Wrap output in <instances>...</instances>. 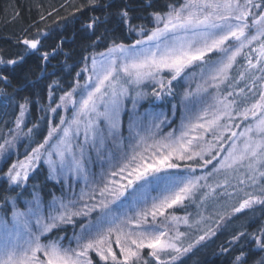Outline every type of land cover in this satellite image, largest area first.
Wrapping results in <instances>:
<instances>
[{
  "label": "snow or ice",
  "instance_id": "snow-or-ice-1",
  "mask_svg": "<svg viewBox=\"0 0 264 264\" xmlns=\"http://www.w3.org/2000/svg\"><path fill=\"white\" fill-rule=\"evenodd\" d=\"M253 8L260 11L253 15ZM150 15L153 26L146 28L133 24L128 10H121L120 22L140 38L130 45L116 44L107 54L101 53L103 59H93L92 75L80 89L79 99L74 98L77 88H73L51 109L67 110L71 105L72 118L62 117L61 126L50 128L43 142L9 169L8 181L19 187L43 157L48 179L61 186V194H53L45 203L34 191L26 210L14 207L11 222L0 217V264H149L145 250L154 264H174L216 233L209 228L184 246L188 233L179 226L191 227L189 217L170 210L188 203L205 207L220 195L231 198L234 193H217V189H226L227 176L241 169H246V179L239 178L238 183L249 187L259 183L262 195L245 192L232 212L264 204V92L250 106H243L233 98V91L221 90L237 82L231 76L237 57L256 41H261L252 48L256 62L248 58L239 80L258 65L264 72V3L182 0ZM22 43L37 50L40 41ZM24 58H0V64L18 65ZM43 58L47 60V53ZM0 79L7 81L2 74ZM255 79L259 77L253 75V84ZM149 82L156 86L151 96L170 107L134 113L125 137L122 98L129 94V85L139 88ZM244 92L241 87L236 95ZM145 95L136 93L141 99ZM25 111L26 105H20L17 129ZM246 121L242 131L232 130ZM15 139L0 143V158L11 155ZM197 168L208 170L197 175ZM221 173L223 182H210ZM217 215L219 224L224 215ZM241 237L248 239L241 231L229 243L240 242ZM250 240L264 252V229ZM233 264H248L242 246ZM257 264H264V259Z\"/></svg>",
  "mask_w": 264,
  "mask_h": 264
},
{
  "label": "trees",
  "instance_id": "trees-1",
  "mask_svg": "<svg viewBox=\"0 0 264 264\" xmlns=\"http://www.w3.org/2000/svg\"><path fill=\"white\" fill-rule=\"evenodd\" d=\"M257 1L264 2L255 0ZM181 2L182 0H0V58L7 61L19 59L21 55L25 57L18 65L0 64V74L7 77V81L0 79V143L16 136L9 150L11 155L6 153L4 158H0V216L9 219L12 214L11 207L14 205L11 206L10 202L14 201L15 208L22 209V200H28L34 191L41 195L45 203L53 194L60 196L58 185L48 179L43 157L29 173L28 180L19 187L8 181L7 173L13 164L24 161L31 149L43 142L50 128L61 126L62 117L68 120L71 105L67 110L61 107L52 112L51 109L60 103L61 96L73 88H77L74 98L79 94L88 79V60L116 44L130 45L137 39L136 32H129L127 26L120 22L121 10H128L133 24L151 28V13L166 11L169 5H178ZM252 12H256V8ZM90 24L92 27H89ZM24 39L39 40L37 50L28 49L22 43ZM260 42H254L237 57V63L231 72L237 82L222 86L221 89L225 94L233 91V98L242 101L243 106H250L259 98V93L264 92V72L259 71V65L256 69L245 72L244 80H239L238 75L248 68V58L256 62L257 53L252 48L258 47ZM44 53H47V60L43 58ZM253 75L259 77L254 84ZM153 87L146 84L139 89L147 93L141 109L150 107L154 110H167L170 107L167 103L156 101L151 96ZM241 87L245 92L236 95ZM20 105H26V111L21 128L17 129ZM128 113L129 111H125L123 114V133L126 130ZM247 123L243 122L239 128L234 127L232 130L242 131ZM30 128L33 129L31 134L28 133ZM211 167L212 165H208V169ZM208 169L197 168L196 174H204ZM231 178L232 174L227 176L226 189H217V193L225 190L234 193L231 198L220 195L215 202L211 199L207 201L205 207L198 208L186 202L187 207L172 210L178 216L188 215L192 225L179 226L180 231L188 233L183 238L184 246L194 243L209 228L216 233L180 256L174 264H233L241 246L248 264H257L264 259V252L257 250L250 240L252 234L264 228V204H254L240 213L232 212V206H238L242 202L245 192L257 196L262 194L250 191L253 187L240 185L238 179L233 181ZM224 180L225 175L221 173L210 182L215 184ZM217 213L224 215L219 224L217 221L220 217ZM241 231L246 233L248 239L241 237L240 242L230 244L232 237ZM67 234L71 235L70 226ZM144 256L149 264H154L148 252Z\"/></svg>",
  "mask_w": 264,
  "mask_h": 264
},
{
  "label": "rangeland",
  "instance_id": "rangeland-1",
  "mask_svg": "<svg viewBox=\"0 0 264 264\" xmlns=\"http://www.w3.org/2000/svg\"><path fill=\"white\" fill-rule=\"evenodd\" d=\"M259 1H257L256 3H258ZM264 3V2H263ZM253 10V9H252ZM260 11V9L259 10H257L256 9V12H253V15H255L256 13H258ZM250 19H251V17H250ZM136 34V38L138 39V38H140L139 37V35L137 34V32L135 33ZM134 43V42H133ZM132 43V44H133ZM125 45H129V44H125ZM112 48V47H111ZM101 53H105V54H107L108 53V49L107 50H104L103 52H101ZM101 53H98V54H96V55H93L89 60H88V65H87V71L86 72H88V76H87V78L90 76V75H92V71H91V69H92V61H93V59H96L97 61H99V60H101V59H103V57L101 56ZM87 82V81H86ZM148 85V86H154V87H156L153 83H145V84H142V85H140L139 86V88H137V86H135V85H129L128 87H129V89H130V91H129V94L126 96V97H124V98H122V111H121V115H120V119H121V122H122V126H123V114L125 113V111H129V113H128V116H127V123H126V126H125V133H124V136L125 137H127L128 136V131H127V129H128V123H129V118L131 117V116H133V114L134 113H143L145 110H149V111H151V110H154V109H152V108H150V107H146V108H144V110H142L141 109V106H142V104L144 103V101L146 100V95L144 96V98L143 99H141V98H139V97H137L136 96V93H137V91H139V89H141L142 88V86H144V85ZM193 87H195V84H193L192 85ZM132 92H133V95H132ZM140 92H142V91H140ZM143 93H145V92H143ZM132 95V96H131ZM75 99H79V94L78 95H76L75 96ZM134 100H135V102H136V108L134 109ZM127 103H129V104H127ZM72 114H73V110H71V113H70V116H69V118H68V120H70L71 118H72ZM179 124V119H177L176 120V125H178ZM176 125H173L174 127L176 126ZM168 129H165V131H167ZM16 137V136H15ZM80 140L81 141H83V132H82V130H81V136H80ZM222 155V154H221ZM42 160H43V163H44V168H46L47 169V172H48V166H47V164L44 162V158H42ZM94 170L95 171H99V168L98 167H95L94 168ZM245 172H246V169H241V171L239 172V173H235V174H232V178L230 179V180H236V179H239V178H243V177H246L245 176ZM50 181H52V182H54L56 185H58V187L60 186L59 184H57L54 180H50ZM83 185L81 184L80 185V187H82ZM260 187H261V184H257L255 187H253L250 191H256V192H258V193H260V191H258L259 189H260ZM76 191L77 192H79V187L78 188H76ZM65 194L67 195L68 193L65 191ZM32 199V198H31ZM31 199H29V200H31ZM28 200V201H29ZM27 202V201H26ZM26 202H24V204H23V208L22 209H19V210H21V211H24V210H26ZM13 209H14V207H13ZM172 210H174V209H172ZM172 210H170V211H172ZM13 212V211H12ZM1 217V216H0ZM11 218H12V216H11ZM9 222H11V220H8ZM264 229V228H263ZM114 248H115V244H114ZM116 251H118V249H115ZM146 252H148V250H145V252L144 253H146ZM94 255V254H93Z\"/></svg>",
  "mask_w": 264,
  "mask_h": 264
}]
</instances>
